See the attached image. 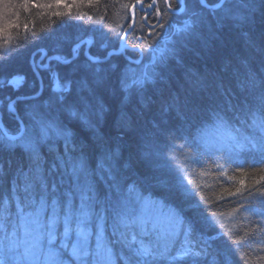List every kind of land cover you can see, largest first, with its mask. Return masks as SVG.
<instances>
[{"label":"trees","instance_id":"1","mask_svg":"<svg viewBox=\"0 0 264 264\" xmlns=\"http://www.w3.org/2000/svg\"><path fill=\"white\" fill-rule=\"evenodd\" d=\"M135 2L137 0H0V57L7 56V60L0 59V65L6 66V70L0 72V79L12 75L24 77L18 92L5 88L0 90V98L15 99L16 95L33 92L37 80L30 61L40 48L51 49L58 43L60 54L70 57L76 44L91 39L90 54L104 57L109 50L118 47L122 36L130 29V12ZM150 2L143 0V6L147 7ZM33 3L42 6L32 7ZM187 3L190 5L187 12L176 15L168 11L162 0H157V7L165 9L168 15L155 10L148 15L151 23L164 25L163 28L159 25L150 36L142 22L144 15L136 10V28L125 43L143 47L148 56L149 45L169 40L171 51L155 67L152 81L145 82L143 91L132 96L122 92L120 84L130 65L127 56H114L102 65L106 86L99 90V97L106 111L100 132L110 138L107 147L118 152L117 178L121 183L135 182L139 194L164 206L162 213L166 218L170 210L175 213V233L160 239L165 227L148 230L146 235L138 236L146 246L158 243L159 250L163 251L165 244L171 247L175 242L178 248L184 240L181 222L187 225L193 221L188 204L196 202L203 216L208 218L195 217L198 239L202 234V243L211 246L209 251L222 253L218 264H222L225 257L228 264H264V216L245 211L253 196L256 209L261 207L257 190L264 191V179H261L264 164L253 166V161H260L264 156L258 144L259 133L250 127V116L244 104L248 93L242 87L246 73L262 72L264 54L259 49H264V0H227L230 13L220 9L211 14L201 13L203 22L186 36L179 29L185 21L197 19L191 15L193 11L199 12L195 0H187ZM85 59L84 47L75 63L83 66ZM54 71L72 79L75 95L79 87L77 81L90 79L95 69L83 67L71 73L68 66L54 65ZM42 76L45 89L40 99L46 101L50 96H58L59 92L53 93L50 87V75ZM60 84L63 85V79ZM71 98L69 96V100ZM17 110L25 124H30L24 105L19 104ZM47 112L76 140L85 145L95 141L91 132L70 119L55 99ZM122 112L129 121V126L123 130L118 127ZM2 115L9 134H17V121L6 110ZM245 137H256L257 147L253 148ZM51 143L53 153H49L47 146L41 149L44 159L49 164L55 159L70 169L73 157L80 155L79 148L73 152L71 144L66 148L64 140L55 136ZM99 158V151L87 148L89 167H95ZM0 164L8 170V175L0 181V206L7 198L12 221L18 225L16 202L17 199L23 201L26 194L23 177L17 169L28 172V157L18 148L5 151L0 147ZM125 164L129 167H122ZM222 172L236 179H228ZM237 188H241V192H236ZM228 192L235 194L228 195ZM2 238L3 233H0ZM0 256H3L2 251ZM148 264H169V261L149 257Z\"/></svg>","mask_w":264,"mask_h":264},{"label":"snow or ice","instance_id":"2","mask_svg":"<svg viewBox=\"0 0 264 264\" xmlns=\"http://www.w3.org/2000/svg\"><path fill=\"white\" fill-rule=\"evenodd\" d=\"M137 2L143 4V0ZM162 3L167 9L185 13L190 7L187 0H173V2L162 0ZM31 6L42 5L33 3ZM122 6L128 7V5ZM146 6L154 9L156 13L168 15L165 9L157 7V0H151ZM195 6L199 8V12L193 11L191 15L197 19L185 21L183 28L179 29L186 36L193 33L198 23L203 22L201 13L211 14L217 9L225 13L231 11L227 0H195ZM24 7L27 8L28 4L25 3ZM24 27L27 30V25ZM160 27L163 28L164 25L161 24ZM85 46H89V41L81 40L72 48L71 56L68 57L60 54L57 43L51 49H38L39 62L33 58L32 67L35 74L40 77V69L47 70L51 77L52 92H59L58 96H50L46 101L40 99L44 91L41 77L40 87L38 89L34 87L30 95H16L15 99L11 96L0 98V115L6 110L17 121L16 135H10L9 130L0 125V147L5 151H14L18 148L27 155L29 161L27 173L17 169L23 177V191L26 194L23 201L17 199L16 202L19 224L12 221L7 198L0 206V233H3V238L0 239V251L3 252V256H0V264H148L149 257L153 260L163 258L168 260L169 264H218V257L222 253L213 254L209 251L211 246L206 242L202 243V234L198 239L195 217L199 215L204 220L208 218L203 216V210L196 202L188 204L189 211L193 214V221L187 225L181 222L180 232L184 235V240L178 248L173 242L171 247L165 244L163 251H160L158 243L149 247L145 245L143 239H138V236L147 234L146 215L164 206L139 194L135 182L122 184L117 178L120 167L118 152L107 147L110 138L100 132L106 111L99 97V90L106 86L102 65L112 53H108L103 59L88 53L85 64L81 66L75 61L78 60ZM250 46L255 47L254 44ZM149 47L155 51L154 46L149 45ZM132 49L135 51L136 45H132ZM167 51L166 49L165 52H161V60ZM259 51L264 54V49ZM144 54L145 49L140 47L139 55ZM149 58L151 64L157 63L151 54ZM0 59L7 60V56ZM54 65L68 66L71 73L81 71L83 67L94 68L95 71L90 79L77 81L79 87L73 95L72 79L61 77L54 71ZM111 67L113 70L116 69L115 65ZM261 67L262 72L259 74L256 72L245 74L242 87L248 93L244 104L247 105L250 116V127L254 132L259 133L258 144L264 156V60L261 61ZM4 70L6 66L0 65V72ZM148 79L151 77L147 71L142 76H137L135 73L131 76L125 74L120 80L121 90L129 96L141 93ZM23 82V76L5 77L0 79V90L10 88L18 92ZM69 96L72 97L71 100ZM54 99L67 112L70 119L78 121L81 127L91 132L95 137L92 144L85 145L76 140L67 128L49 117L47 110ZM19 104L24 105V113L30 124H25L20 118L17 111ZM128 126L127 114L122 112L118 127L123 130ZM54 136L62 138L66 148L71 144V151L75 152L77 148L80 150V155L73 157L70 169L55 159L49 164L41 153L44 146L48 147L50 154L54 152V145L51 143ZM245 139L253 148L257 147L256 137H245ZM87 148L100 152L95 167H89L87 163ZM256 163L264 164V159L254 160L253 166ZM217 166L223 168V165ZM122 167L126 168L129 165L125 164ZM7 175L8 170L0 164V181ZM221 175L227 176L223 172ZM227 178L236 179L235 176H227ZM17 179L19 180V177ZM239 183L243 185V180ZM19 186L18 183L17 187ZM236 192H241V188H237ZM257 193L261 197V207L256 209L253 196V201H249L245 211L264 216V191L257 190ZM234 194L228 192V195ZM249 195L252 196L253 193L250 192ZM132 205H137L138 210ZM174 216L175 213L170 210L167 214L169 227L160 233V239H166L175 233V228L172 227ZM209 256L212 259H209ZM222 264H228L226 257Z\"/></svg>","mask_w":264,"mask_h":264},{"label":"rangeland","instance_id":"3","mask_svg":"<svg viewBox=\"0 0 264 264\" xmlns=\"http://www.w3.org/2000/svg\"><path fill=\"white\" fill-rule=\"evenodd\" d=\"M169 40H166L165 42L159 43L158 45L154 46L155 51H153V48H150L148 56L145 55L142 63L140 65H129L128 68L125 70L123 77L125 74L131 76L133 73H135L137 76H142L145 71H147L151 77V79L146 80L145 82H150L153 79L154 73H155V67L163 62V59L167 57L169 52L171 51V45ZM168 50L165 53L164 58L161 60L160 54L161 52H165V50ZM149 54L152 55L154 59H156L157 63L155 65L150 63ZM139 59V58H137ZM136 208L138 210V206L136 205ZM163 208L153 210L151 213L147 214L145 219L147 220L146 224V232L149 230H153L156 228H168V219L166 218L165 214L162 213ZM172 227L174 225L172 224ZM175 228V227H174Z\"/></svg>","mask_w":264,"mask_h":264},{"label":"water","instance_id":"4","mask_svg":"<svg viewBox=\"0 0 264 264\" xmlns=\"http://www.w3.org/2000/svg\"><path fill=\"white\" fill-rule=\"evenodd\" d=\"M136 10H138V11H140V12H142V13H151L154 9L145 8V7L143 6V4L138 3V2H135V3H134V5L131 7V12H130V14H131V18H132L131 27H130V29H129V30H128V31L122 36V38H121V40H120V43H119V46H118V49L109 52V53H112V55H113V54H120V53H122L124 50H125V51H126V50H130V49L132 50V47H130V46H128V45L125 44V41H126L127 37H128L129 35H131V34L133 33V31L135 30L136 23H137L136 16H135V11H136ZM168 11H169L171 14H176V15H181V14L184 13V12H180V11H178V10H170V9H168ZM159 25H160V23H158V24H156V25H153V26L150 25L149 27H150L151 30H154V29H156ZM85 40H86V41H89V46H85V56H86V54L90 53V48H91V45H92V40H91V39H85ZM139 48H140V47H139ZM139 48H137V49L135 50V51L138 52V53H139ZM37 54H38V51L33 55V57H35ZM112 55L108 57V60H107V61L110 60V58L112 57ZM138 55H139V54H138ZM138 57H139V59H136L135 61H140V62L137 63V62L132 61V62H134L135 65H140V64L142 63L143 59H144V55H143V56H140V55H139ZM101 59H103V58H101ZM107 61H105V62H107ZM18 114H19V112H18ZM19 116H20V114H19ZM20 118H21V117H20ZM0 125H2V126L4 127V125H3V121H2V115H0ZM10 135H12V134H10ZM14 135H16V134H14Z\"/></svg>","mask_w":264,"mask_h":264},{"label":"bare ground","instance_id":"5","mask_svg":"<svg viewBox=\"0 0 264 264\" xmlns=\"http://www.w3.org/2000/svg\"><path fill=\"white\" fill-rule=\"evenodd\" d=\"M156 24H158V23H156ZM156 24H153V23H151V24H149V26L151 25V26H153V25H156ZM136 25H137V23H136ZM149 26H147V28H146V31H148V36H150L156 29H154V30H151L150 29V27ZM136 28V27H135ZM126 45H128V46H130L129 44H127V43H125ZM119 46V45H118ZM130 47H132V46H130ZM137 48H139V46H136V49ZM118 49V47H116V48H113V49H111V50H109L108 52H107V54L109 53V52H111V51H114V50H117ZM37 52V51H36ZM35 52V53H36ZM34 53V54H35ZM33 54V55H34ZM106 54V55H107ZM120 54H125L126 56H127V58H128V62L130 63V65L131 64H133V65H135L134 64V62H132V61H135L136 59H137V57L139 56L138 54V52H136V51H134L133 49L131 50H124L122 53H120ZM120 54H113L112 55V57L110 58V60L114 57V56H118V55H120ZM33 55H32V58H31V68H32V71H33V73H34V75H35V77H36V80H37V89L40 87V78L42 77L43 78V76H42V74L44 75H46V74H48V75H50L48 72H47V70H45V69H40V77H37V75L35 74V72H34V70H33V67H32V63H33V58H35L36 60H37V62H39V53L35 56V57H33ZM38 56V57H37ZM100 58H104V57H100ZM109 60V61H110ZM109 61H107V62H109ZM107 62H105V63H107ZM45 63H47V61H45ZM53 68H54V66H53ZM127 71V70H126ZM44 79H43V86H44V89H45V85H44ZM44 92V91H43ZM3 115H2V121H3ZM3 125H4V122H3ZM4 127H5V125H4Z\"/></svg>","mask_w":264,"mask_h":264},{"label":"flooded vegetation","instance_id":"6","mask_svg":"<svg viewBox=\"0 0 264 264\" xmlns=\"http://www.w3.org/2000/svg\"><path fill=\"white\" fill-rule=\"evenodd\" d=\"M144 7H145V6H144ZM146 8H147V7H146ZM139 12H140V11H139ZM141 14L144 15L143 18H142V19H143L142 22H143L144 26L147 28V26H149V24H151V22L149 21V16H148L150 13H142V12H141ZM137 58H138V57H137ZM17 111H18V110H17ZM19 114H20V113H19Z\"/></svg>","mask_w":264,"mask_h":264}]
</instances>
